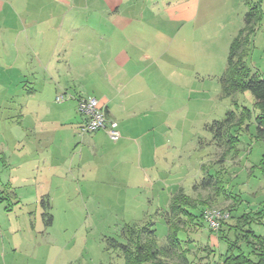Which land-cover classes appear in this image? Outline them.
Returning a JSON list of instances; mask_svg holds the SVG:
<instances>
[{
	"label": "crops",
	"instance_id": "0c3cea01",
	"mask_svg": "<svg viewBox=\"0 0 264 264\" xmlns=\"http://www.w3.org/2000/svg\"><path fill=\"white\" fill-rule=\"evenodd\" d=\"M212 2L0 0V86H8L0 89V206L8 214L34 212L24 223H0V250L3 234L21 230V243L34 240L38 204V227L51 226V213L62 206L71 210L70 197H78V204L84 198L95 210L96 196L114 195L108 192L112 183L150 194L160 185L163 191V169L151 183L140 175L143 163H166L158 136L150 133L164 124L156 116L177 114L172 101L180 99L181 80L194 81L189 64L197 51L191 40L222 19ZM9 5L25 15L21 28ZM242 27L234 28L229 46ZM58 95L64 99L57 101ZM87 96L117 122L118 141L104 130L80 133L84 119L77 102ZM178 180L166 183L178 187L169 203L179 192L201 200L187 195ZM123 195L126 200L129 193Z\"/></svg>",
	"mask_w": 264,
	"mask_h": 264
},
{
	"label": "rangeland",
	"instance_id": "374dc122",
	"mask_svg": "<svg viewBox=\"0 0 264 264\" xmlns=\"http://www.w3.org/2000/svg\"><path fill=\"white\" fill-rule=\"evenodd\" d=\"M9 7L16 15L18 27L21 28L25 24V15L17 13L13 6ZM211 8L217 11L222 19L216 20L209 31H196L191 40L195 43L197 51L195 61H190L189 64L194 81L181 80L180 86L183 89L179 92L180 99L172 101L174 108H177V114L156 116V120L164 121V124L159 126V131L150 133L151 136H158L157 146L160 145L163 149L167 157L166 163L160 162L159 159V162L152 165L143 163V172L140 175L142 177L143 174L146 181L151 183L153 175L156 172L160 174L163 169L162 180L166 186L163 191L158 190L160 185L154 194H150L145 190L139 192L129 183V190L127 187L124 189L125 185L122 183L117 187H113L112 183V189L108 192H113L114 195L96 196L95 210L88 203L86 205L84 198L78 204V197H70L71 210H64L62 206L58 212L51 213L56 216L51 226L38 227L41 215V206L38 204L39 210L34 215L37 221L33 223L34 240H23L25 245L21 243V236L24 235L21 230L15 236L7 237L3 234L5 242L0 250V264H121L119 253L110 249V239L120 242L123 240L125 226L143 224L144 222L138 221L143 217L155 222L157 240L162 245L167 234L164 210L168 209L171 194L178 189L176 185L174 187L166 183L178 179L180 187L187 195L191 194L196 199L211 203V208L205 210L226 212L232 204L231 200L218 196L215 189L192 187L193 184L200 185L198 183L203 179L209 181L210 175H217L225 187L231 188L234 194L241 196V208L252 212L264 211V177L257 167L261 156L264 155V141L256 139L253 97L249 92L237 93L233 97L223 96L219 82V77L227 67L229 40L237 30L234 28L243 24V17L249 7L246 0H213ZM250 42L246 63L253 72L264 79V17ZM203 48L206 53H198L199 49ZM22 56L24 60V55ZM21 86L26 87V84ZM1 87L8 86L1 85L0 89ZM242 108H246L250 116L245 117L236 129L235 148L222 160L221 155L226 144L214 138L216 128L210 130L212 123L224 119L228 111L239 112ZM167 152L169 154H166ZM138 182L139 186L144 187L145 182L141 179ZM158 183L160 184L159 181ZM124 192L129 193L126 200ZM59 203L64 204L63 201ZM33 214L34 212L29 214L23 209L8 214L0 206V223H24L23 217L29 219ZM73 216H76V221L70 219ZM188 234L192 240L197 239L186 245L191 251L188 257L193 258L192 264H219L217 255L209 251L211 248L217 250L218 246H223L218 244L215 230L210 228L208 223L196 232L190 227ZM171 261L176 262L175 259Z\"/></svg>",
	"mask_w": 264,
	"mask_h": 264
},
{
	"label": "trees",
	"instance_id": "16d2710c",
	"mask_svg": "<svg viewBox=\"0 0 264 264\" xmlns=\"http://www.w3.org/2000/svg\"><path fill=\"white\" fill-rule=\"evenodd\" d=\"M249 10L243 17V27L232 40L228 56L227 67L219 77L223 96L233 97L237 93L249 92L253 97L255 109L256 139L264 141V79L253 72L247 65L250 38L258 28L264 17V0H246ZM251 3V4H250ZM250 113L246 108L239 112L228 111L221 121H214L212 127L214 138L224 141L225 149L221 158L227 157L234 150L237 137L236 129L243 123ZM264 177V155L257 165ZM200 185L193 188H211L224 199L231 200V205L224 214L227 217L217 219L218 229L215 231L218 244L216 249L209 252L216 254L219 264H264V211H247L241 208L242 199L234 194L231 188L217 175H210ZM201 208H204L201 211ZM205 208H211L207 200H194L182 192L174 195L169 203L165 217L167 225L166 240L158 243L154 221L148 220L140 225H126L123 240L110 239V249L117 251L122 259L121 264H192L189 259L191 252L186 245L193 242L189 237L190 227L199 230L206 225ZM241 210V211H239ZM109 249V248H108ZM176 260L172 262L171 260Z\"/></svg>",
	"mask_w": 264,
	"mask_h": 264
},
{
	"label": "built area",
	"instance_id": "2783aa9c",
	"mask_svg": "<svg viewBox=\"0 0 264 264\" xmlns=\"http://www.w3.org/2000/svg\"><path fill=\"white\" fill-rule=\"evenodd\" d=\"M63 99V95L56 97L57 101H62ZM77 112L84 119L80 128L81 134L104 130L112 142L119 140L120 132L117 122L107 117L104 109L99 106L98 100L95 97L87 96L80 98L77 102ZM204 217L208 226L216 231L218 229L217 219L227 217V214L217 210L206 209L204 210Z\"/></svg>",
	"mask_w": 264,
	"mask_h": 264
}]
</instances>
